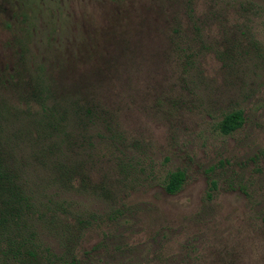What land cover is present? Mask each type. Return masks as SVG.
I'll return each mask as SVG.
<instances>
[{"label":"rangeland","instance_id":"1","mask_svg":"<svg viewBox=\"0 0 264 264\" xmlns=\"http://www.w3.org/2000/svg\"><path fill=\"white\" fill-rule=\"evenodd\" d=\"M0 100V264H264V0H0Z\"/></svg>","mask_w":264,"mask_h":264},{"label":"trees","instance_id":"2","mask_svg":"<svg viewBox=\"0 0 264 264\" xmlns=\"http://www.w3.org/2000/svg\"><path fill=\"white\" fill-rule=\"evenodd\" d=\"M38 72L41 75L43 74L40 70H38ZM45 80L46 79L44 77L38 76L37 79L34 81V86H36V89H37V91H34V92L36 95H39L41 97V98H38L37 101H41L42 105L48 103V100L54 99V94H52L53 92H51L52 87L50 85V81L49 80L45 81ZM1 102L2 100H0V127L3 123V118L6 115V112L11 110V109L7 110ZM42 110H44V113L45 112L47 113L46 115L44 114L43 117H40V119L46 122L47 124H52V118L54 119V114L53 113L50 114V109L48 110L45 107L44 108L42 107ZM241 122L242 120H241V115L239 112L230 113L224 116L223 119L221 120L219 124V131L223 135H228L232 133L233 131H235L237 128H239V126L241 125ZM7 169H8V159L6 157H3L2 154L0 153V185H2V182L8 183L7 181H9L7 177H6L7 181H5V175H4V173L7 172ZM183 183H184V176L181 172L175 171V172L169 173L166 176L163 191L167 195H174L176 192L180 190ZM0 197H1V194H0ZM4 201H5V198H4ZM5 219H6V216H3V214L0 215V226H2V224L7 225L6 222L8 221H6Z\"/></svg>","mask_w":264,"mask_h":264}]
</instances>
